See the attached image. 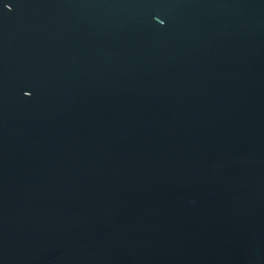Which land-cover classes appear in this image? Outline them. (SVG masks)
Returning <instances> with one entry per match:
<instances>
[{
	"label": "water",
	"instance_id": "1",
	"mask_svg": "<svg viewBox=\"0 0 264 264\" xmlns=\"http://www.w3.org/2000/svg\"><path fill=\"white\" fill-rule=\"evenodd\" d=\"M0 264H264V0H0Z\"/></svg>",
	"mask_w": 264,
	"mask_h": 264
}]
</instances>
